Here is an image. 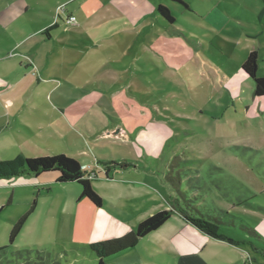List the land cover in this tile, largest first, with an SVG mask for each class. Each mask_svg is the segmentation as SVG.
<instances>
[{
    "label": "rangeland",
    "instance_id": "obj_1",
    "mask_svg": "<svg viewBox=\"0 0 264 264\" xmlns=\"http://www.w3.org/2000/svg\"><path fill=\"white\" fill-rule=\"evenodd\" d=\"M223 1L233 6L215 22L196 6L206 0H166L174 22L160 17L153 23L150 18L142 29L115 32L107 25L94 33L70 34L72 40H64L55 50L67 61L50 70L49 77L41 76L40 83L57 89L46 104L93 107L88 120L95 133L108 124L109 131L116 125L115 129L123 128L135 137L139 124L159 122L143 128V133L166 140L154 145L163 165H168L158 177L156 213L169 209L177 197L207 218L218 216L221 231L236 241L222 249L230 254L227 264H264V97H255V83L242 70L249 53L257 50L258 74L264 76V15L258 17L262 0ZM37 101L45 106L40 98ZM67 121L72 123L71 118ZM62 139L66 149L68 143L75 144L74 151L84 145L94 160L96 155L116 163L137 158L130 146L86 140L77 144L71 134ZM141 141L151 138L140 136L136 141L140 148ZM170 178V186L164 187ZM8 190H0L5 203L13 194ZM66 194L53 191L38 197L36 191L30 203L21 200L7 206L0 219L21 217L35 203L29 223L53 230ZM76 208L74 203V212ZM145 213L140 210L134 217L149 215ZM47 235L45 241L24 238L18 248L31 246L36 253L40 246L61 264L68 260L90 264L81 247L71 243L52 247L47 240L51 234Z\"/></svg>",
    "mask_w": 264,
    "mask_h": 264
},
{
    "label": "crops",
    "instance_id": "obj_2",
    "mask_svg": "<svg viewBox=\"0 0 264 264\" xmlns=\"http://www.w3.org/2000/svg\"><path fill=\"white\" fill-rule=\"evenodd\" d=\"M160 5L168 6L166 0H0V160L13 159L19 155L39 157L73 152L72 158L79 161L83 170L91 166L96 172V177L91 183L109 210L96 207L88 199L81 198L82 187L79 183H59L57 172L0 179V190L11 189L13 193L5 203L6 195L0 192V218L7 206L21 200L30 203L36 191L38 197L46 192L67 191L63 197V212L59 214L53 230L47 231L46 225L29 223L28 218L12 247H8L10 231L20 217L0 219V264H61L47 248L42 252V247L36 246V253H33L31 246L24 250L18 248V243L24 238L45 241L47 234H51L47 240L52 242L48 245L53 247V244H74L82 248L90 264H97V257L88 245L122 237L141 221L156 213L155 208L160 204L158 177L164 166L168 165H163L161 154L154 145L165 143L166 140L153 137L154 133H143V128L155 127L160 123L148 121L139 124L138 135L135 137L128 135L123 128L115 129L116 125L109 131L108 124L95 133L93 124L88 120L89 114L94 112L93 107L46 104L45 101H48L49 96L57 89H47L40 83V77H49L47 73L50 70L67 61L60 55L61 52L56 53L55 50L60 49L64 40H72L70 34L77 37L80 33H94L107 25H112L115 32L127 31L128 28L142 29L146 27V20L151 18V22L155 23L161 21L160 17L164 18L158 12ZM189 6L193 8L190 4ZM196 6L206 12L207 18L215 22L223 16L225 8H231L233 5L223 0H206ZM259 10L258 17L261 19L264 15V0L259 4ZM70 16H75L76 22L68 23ZM242 76L244 77L243 74ZM37 98H40L45 106L39 105ZM15 103L19 105L14 107L12 104ZM67 118H71L72 123L68 122ZM69 134L77 139V144L86 140L101 145L108 144L104 143L108 141L119 146H130L137 158L122 159L119 162L129 163L127 168L110 165V161L98 159L97 155L94 160L87 156L84 145L74 151L72 146L75 144L68 143L70 147L66 149L67 147L60 143L62 137ZM113 134L116 138H112ZM140 136L151 138V142L141 141L143 147L140 148L136 143L140 141ZM171 177L173 182L170 178L164 187H169L172 182V198L175 181L173 175ZM187 179L186 176L183 182ZM16 192H19L18 196ZM74 203L77 205L75 212ZM33 205L35 207V203ZM170 205L169 209H174V213L166 223L139 239L133 247L109 255L104 259L105 262H230V254H224L222 249L225 250L227 245L236 244L199 231L183 216L182 211L186 209V203L180 202L177 197L170 201ZM50 209V215H53L54 207ZM140 210H146L145 214L149 215H138L135 218V214ZM226 213L230 215L228 211ZM62 252L66 257L69 256L65 248ZM68 264H71L69 260Z\"/></svg>",
    "mask_w": 264,
    "mask_h": 264
},
{
    "label": "trees",
    "instance_id": "obj_3",
    "mask_svg": "<svg viewBox=\"0 0 264 264\" xmlns=\"http://www.w3.org/2000/svg\"><path fill=\"white\" fill-rule=\"evenodd\" d=\"M177 1V0H176ZM181 1V0H178ZM158 12L170 22H174V17L168 7L160 5ZM244 73L255 83V97H264V76H259V53L253 50L242 65ZM110 165L127 168V162H109ZM57 172L59 183H79L82 187L81 198L88 199L96 207L104 206V199L95 191L91 183L92 179L85 177L86 173L82 165L75 158L66 154H54L50 156L28 157L19 155L13 159L0 160V179H10L17 176L35 175L43 173ZM34 205L31 210L23 214L12 227L9 234V245L12 247L17 237L22 232ZM192 206L186 203V209L182 211L183 216L199 231L216 239L236 244V241L221 231L219 224L222 223L218 216L206 217L199 211H193ZM174 213V209L159 211L141 221L134 229L122 237L104 240L88 245L97 257V264H108L104 261L109 255L121 252L133 247L139 239L160 228L166 223Z\"/></svg>",
    "mask_w": 264,
    "mask_h": 264
},
{
    "label": "built area",
    "instance_id": "obj_4",
    "mask_svg": "<svg viewBox=\"0 0 264 264\" xmlns=\"http://www.w3.org/2000/svg\"><path fill=\"white\" fill-rule=\"evenodd\" d=\"M68 23H74L76 22V17L75 16H70L67 20ZM85 177L88 179H94L96 177V172L93 170V168L91 166H87L85 168Z\"/></svg>",
    "mask_w": 264,
    "mask_h": 264
}]
</instances>
